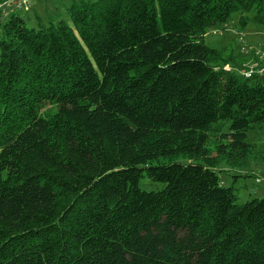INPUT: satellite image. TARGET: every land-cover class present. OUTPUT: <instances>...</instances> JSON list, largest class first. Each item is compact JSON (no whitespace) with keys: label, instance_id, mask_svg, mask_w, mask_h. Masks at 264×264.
Segmentation results:
<instances>
[{"label":"trees","instance_id":"16d2710c","mask_svg":"<svg viewBox=\"0 0 264 264\" xmlns=\"http://www.w3.org/2000/svg\"><path fill=\"white\" fill-rule=\"evenodd\" d=\"M66 12L0 15V264H264V196L214 171L254 158L264 72L203 40L232 13L264 25V0Z\"/></svg>","mask_w":264,"mask_h":264},{"label":"rangeland","instance_id":"374dc122","mask_svg":"<svg viewBox=\"0 0 264 264\" xmlns=\"http://www.w3.org/2000/svg\"><path fill=\"white\" fill-rule=\"evenodd\" d=\"M3 1L5 0H0V2ZM72 1L76 0H32L30 7L31 4L33 7L31 9L17 13L24 19L25 25L36 27L37 20L33 17V10L39 11L45 7L49 17H55L57 14L63 16L60 5ZM246 15L249 20L243 28L237 24L238 14L232 13L226 21L208 29L203 35V40L209 47L223 50L224 55L231 53L235 63L242 64L243 68L255 61L264 66V58H259L260 53L264 52V25L252 19V12H248ZM44 19V16H41V22L45 24ZM65 20L69 22L68 15ZM212 30L214 33L211 32ZM222 130L226 131V126ZM247 139L253 142L255 147L254 158H251L247 166H231L221 162L214 168L219 183L223 186L231 185L233 187L237 202L264 196V123L248 131ZM175 160L187 162V159L181 156L176 157ZM138 185L144 190H156L161 187V183L151 181L145 175L139 178Z\"/></svg>","mask_w":264,"mask_h":264},{"label":"built area","instance_id":"2783aa9c","mask_svg":"<svg viewBox=\"0 0 264 264\" xmlns=\"http://www.w3.org/2000/svg\"><path fill=\"white\" fill-rule=\"evenodd\" d=\"M32 0H5L3 2H0V15L6 16L9 12H26L29 7ZM211 32L214 33V30ZM261 55V56H260ZM259 58H264V52L260 53ZM224 68H228L227 65H224ZM253 71L257 72H264V66L259 65L258 62H253L249 66L245 67L241 70V73L244 76H248Z\"/></svg>","mask_w":264,"mask_h":264},{"label":"crops","instance_id":"0c3cea01","mask_svg":"<svg viewBox=\"0 0 264 264\" xmlns=\"http://www.w3.org/2000/svg\"><path fill=\"white\" fill-rule=\"evenodd\" d=\"M73 2V1H72ZM71 2H64L63 4L60 5V8L61 10L63 11V16L62 14H57V16L55 17H49L46 13H47V8L43 7L41 8L39 11L37 10H33V17L37 20V21H40L41 20V16H44V20L46 22L48 21H52V22H55L59 19H66V16H67V12H66V8L68 7V5L70 4ZM31 7H33V4H31ZM30 7V9H31ZM60 17H63V18H60Z\"/></svg>","mask_w":264,"mask_h":264}]
</instances>
